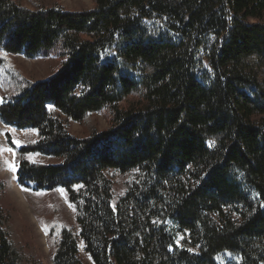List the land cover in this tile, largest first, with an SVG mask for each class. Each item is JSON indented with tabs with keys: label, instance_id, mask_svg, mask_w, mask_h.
Wrapping results in <instances>:
<instances>
[{
	"label": "trees",
	"instance_id": "trees-1",
	"mask_svg": "<svg viewBox=\"0 0 264 264\" xmlns=\"http://www.w3.org/2000/svg\"><path fill=\"white\" fill-rule=\"evenodd\" d=\"M91 1L0 0V124L36 137L5 134L16 184L74 216L46 224L51 264H264V0ZM0 264H43L1 203Z\"/></svg>",
	"mask_w": 264,
	"mask_h": 264
},
{
	"label": "rangeland",
	"instance_id": "rangeland-1",
	"mask_svg": "<svg viewBox=\"0 0 264 264\" xmlns=\"http://www.w3.org/2000/svg\"><path fill=\"white\" fill-rule=\"evenodd\" d=\"M33 2L46 6L50 3V0H22L24 6L28 8H31ZM56 2L68 11H82L93 8L91 0H56ZM8 57L15 67L31 82L45 80L55 72L58 66V61L53 57L35 60L25 59L22 56ZM1 95L0 90V98ZM106 127L103 117L99 114H93L81 126L72 123L70 132L72 135L82 138L86 137L92 128L101 131ZM6 133L12 137L16 147L36 139L33 132L18 131L3 127L0 124V181L4 182L6 187L4 196L0 201L1 206L10 213L19 238L36 249L43 264H51L46 224L61 217L64 224L75 227L73 211L65 194L60 190L33 193L23 191L18 187L15 182V170L13 171V153L5 142ZM30 160L51 165L57 162L41 156H32ZM121 189L122 178L118 180L117 194ZM79 258L83 263L91 264L88 257L83 253L81 245L79 246Z\"/></svg>",
	"mask_w": 264,
	"mask_h": 264
},
{
	"label": "snow or ice",
	"instance_id": "snow-or-ice-1",
	"mask_svg": "<svg viewBox=\"0 0 264 264\" xmlns=\"http://www.w3.org/2000/svg\"><path fill=\"white\" fill-rule=\"evenodd\" d=\"M210 143H214V142H210ZM14 170H15V169H14V166H13V171H14ZM60 191L63 192L62 189H61ZM261 207H264V204H262ZM190 251H191V250H190Z\"/></svg>",
	"mask_w": 264,
	"mask_h": 264
}]
</instances>
